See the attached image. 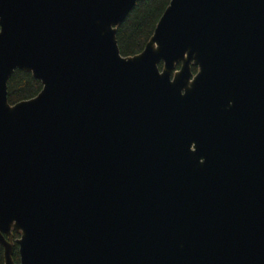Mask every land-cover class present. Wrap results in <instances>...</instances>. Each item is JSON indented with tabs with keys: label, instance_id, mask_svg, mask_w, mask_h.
I'll use <instances>...</instances> for the list:
<instances>
[{
	"label": "water",
	"instance_id": "95a60500",
	"mask_svg": "<svg viewBox=\"0 0 264 264\" xmlns=\"http://www.w3.org/2000/svg\"><path fill=\"white\" fill-rule=\"evenodd\" d=\"M136 1L0 0L3 264H264V0Z\"/></svg>",
	"mask_w": 264,
	"mask_h": 264
},
{
	"label": "trees",
	"instance_id": "16d2710c",
	"mask_svg": "<svg viewBox=\"0 0 264 264\" xmlns=\"http://www.w3.org/2000/svg\"><path fill=\"white\" fill-rule=\"evenodd\" d=\"M170 0H137L123 21L117 25L116 39L119 52L123 56H130L139 53L146 42L153 34L156 23ZM180 63L175 66L179 68ZM162 67V62L158 63ZM192 73L197 70V66L191 65ZM42 84L31 72L15 69L7 81V99L13 104L21 100L29 99L37 95ZM13 236L18 233L13 232ZM17 249L14 250L13 259L18 262ZM3 251L0 246V264H2Z\"/></svg>",
	"mask_w": 264,
	"mask_h": 264
},
{
	"label": "flooded vegetation",
	"instance_id": "af4514ba",
	"mask_svg": "<svg viewBox=\"0 0 264 264\" xmlns=\"http://www.w3.org/2000/svg\"><path fill=\"white\" fill-rule=\"evenodd\" d=\"M13 232H16V231H14V230H12V234H11V237H8V235H4L5 236V238L8 240V241H10L11 243H12V259H13V255H14V250H16L17 249V253H18V256H19V250H18V244L16 243V239L19 237V233L18 232H16V233H18V236H16V237H14L13 236ZM0 246L2 247V245L0 244ZM2 251H3V247H2ZM20 257V256H19ZM19 259V258H18ZM13 261H14V259H13ZM15 262V261H14ZM16 263V262H15ZM2 264H3V262H2ZM16 264H19V260H18V262L16 263Z\"/></svg>",
	"mask_w": 264,
	"mask_h": 264
}]
</instances>
